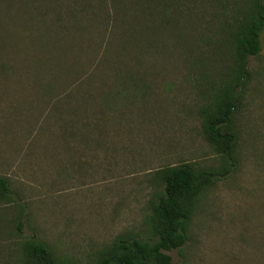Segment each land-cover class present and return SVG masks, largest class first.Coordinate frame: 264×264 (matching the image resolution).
<instances>
[{
    "label": "rangeland",
    "instance_id": "rangeland-1",
    "mask_svg": "<svg viewBox=\"0 0 264 264\" xmlns=\"http://www.w3.org/2000/svg\"><path fill=\"white\" fill-rule=\"evenodd\" d=\"M62 18L72 21L71 14ZM54 19L52 12L48 20ZM104 20L105 14L80 38L84 45L77 48L86 53L77 61L89 69L75 74L78 52L60 48L51 55L69 65L47 63L50 51H39L27 35L19 36V26L10 25L21 48L14 50L12 40V50L0 51V176L9 179L13 200L0 205V264H24L20 245L33 237L68 264H88L117 236L145 229L157 169L191 162L215 170L222 164L203 135L199 109L232 68L231 50L212 51L202 44L201 50L186 52L201 44L194 27H188L183 45L172 30L161 29L165 51L142 50L140 62L128 61L147 93L129 87L127 102L119 100L99 113L101 88L93 108L76 98V84H83L77 78L83 79L93 63L103 66L101 76L111 77L120 37L116 44L108 37L120 30L122 20ZM148 23L147 40L153 30ZM262 43L261 57L249 61L251 78L237 116L238 167L200 198L190 241L182 252L170 253L173 264H264V34ZM197 55L203 60L194 65ZM98 81L102 87L104 80ZM51 83L49 94L45 89ZM75 107L82 109L79 114ZM87 119L99 122L95 138L88 136L94 126L87 127ZM78 128L85 136L71 134Z\"/></svg>",
    "mask_w": 264,
    "mask_h": 264
},
{
    "label": "trees",
    "instance_id": "trees-1",
    "mask_svg": "<svg viewBox=\"0 0 264 264\" xmlns=\"http://www.w3.org/2000/svg\"><path fill=\"white\" fill-rule=\"evenodd\" d=\"M52 12L58 19L49 21L48 16ZM65 14H71L70 24L62 18ZM103 14L106 16V20L102 22L104 24L110 18L114 21L122 20L120 30H112V35L108 37V42L112 41L113 44H116L117 36L120 37L119 51L113 61L111 77L101 76L103 70L100 68L103 66L93 63L83 79L80 78L84 75L77 78L83 84H76V98L81 97L83 102L85 99L86 104L93 108L101 88L98 96L99 113L109 112V107L119 100L123 101V104L127 102L130 96L129 87L142 94L147 93L148 88H141L143 79L134 77L135 71L128 70V61L133 58V61L140 62V55L145 53L142 50L157 51L155 47L158 46L165 51L163 32L159 31L161 29L172 30L170 33L174 34L177 44L183 45L187 34H191L187 31L188 27H194V34L199 37L201 44H195L196 50L185 48L186 52L199 51L202 44L210 45L212 51H216L217 47H224L232 52V68L221 78L219 87L213 89L207 102L199 109L203 135L215 154L222 159L221 166L213 170L183 162L157 169L151 177L154 190L149 200L145 229L139 233L117 236L88 263L173 264L170 253L175 250L182 252L190 241L191 222L200 198L219 181L232 175L238 167L240 132L237 116L251 78L249 61L253 57H261L263 51L264 0H0V51L12 50V40L14 50H20L21 44L16 43L10 29V25L15 24L19 26V36L27 35L39 51H50L47 54L51 59H48L47 63L59 62L62 67L67 66L69 63L62 64L65 59L61 61L51 53L60 48L67 53L76 51L79 55L74 53V74L80 71L85 73L89 68L85 70L83 61L78 63L77 60L79 57L83 58L82 55L86 51H80L77 46L84 45L85 40L80 38L83 39L91 31L90 27L94 26L96 19L101 18ZM143 15H148L151 20H141ZM145 23L153 28L148 40L144 34ZM43 26L47 28H42ZM65 34L67 36L63 37ZM213 36H219V39L213 41ZM129 49L137 53L133 54ZM109 52L110 50L106 51L107 57L110 56ZM152 54L156 56L157 53ZM70 55L66 60L70 59ZM92 60L95 61L96 58ZM184 60L188 59L185 57ZM202 60L203 57L197 55L194 65ZM89 74L90 77H87ZM51 78L55 80L54 75ZM96 79L101 80L97 83L104 80L102 87L101 84H96ZM62 84L67 87L66 81H62ZM53 86L51 83L45 92H53ZM67 96L69 99L72 97L70 94ZM81 110L75 107L73 113L79 114ZM98 125L99 122L94 123L87 119L86 126H94L88 136L96 137ZM67 127L68 123L64 124V129ZM67 134L70 135L69 132ZM71 134L76 137L85 136L82 128ZM12 202L9 179L0 176V205H10ZM21 227L22 222L17 221L16 231L19 235ZM20 247L24 264H68L58 258L47 243L36 237L26 239Z\"/></svg>",
    "mask_w": 264,
    "mask_h": 264
}]
</instances>
